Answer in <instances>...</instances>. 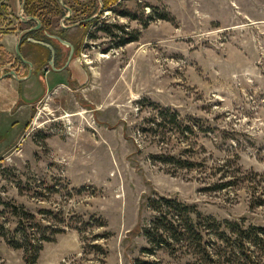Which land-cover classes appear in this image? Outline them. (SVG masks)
I'll return each instance as SVG.
<instances>
[{
  "label": "rangeland",
  "instance_id": "374dc122",
  "mask_svg": "<svg viewBox=\"0 0 264 264\" xmlns=\"http://www.w3.org/2000/svg\"><path fill=\"white\" fill-rule=\"evenodd\" d=\"M40 2L48 29L79 17ZM86 16L84 75L40 96L0 152V224L15 227L14 203L62 229L34 264H264V244L245 242L249 259L225 227L264 226V0H118ZM159 196L216 223L150 242ZM0 264L26 263L0 238Z\"/></svg>",
  "mask_w": 264,
  "mask_h": 264
},
{
  "label": "crops",
  "instance_id": "0c3cea01",
  "mask_svg": "<svg viewBox=\"0 0 264 264\" xmlns=\"http://www.w3.org/2000/svg\"><path fill=\"white\" fill-rule=\"evenodd\" d=\"M62 1L71 9L68 18L78 14L79 17L75 21L80 23L88 21L85 19L89 6L100 4L99 0ZM21 4L22 0H0V152L4 148L5 141L19 132L20 126L26 121L40 96L55 91L61 86L69 87L71 80L79 79L84 75L81 63L75 58H72L62 70L53 69L48 64L50 50L28 39L32 37L38 40V29L42 28V24L39 28L24 32V29L35 26L37 22L34 19H28L26 22L21 19ZM77 6L80 8H75ZM21 15L26 17L31 14L22 7ZM72 24L66 25L61 32L58 31V27L43 28L42 33L46 36V30L64 36V32L71 33L78 30L77 39L72 40L67 37L76 45L78 40L84 36L85 27ZM49 38L46 36L43 41L54 47L56 51L54 66L61 68L66 61L68 47ZM17 44L22 58L31 65L17 56L15 50ZM11 71H14L15 75H12Z\"/></svg>",
  "mask_w": 264,
  "mask_h": 264
},
{
  "label": "trees",
  "instance_id": "16d2710c",
  "mask_svg": "<svg viewBox=\"0 0 264 264\" xmlns=\"http://www.w3.org/2000/svg\"><path fill=\"white\" fill-rule=\"evenodd\" d=\"M41 0H24V10L29 14L36 16L40 19L42 28L38 29V39L43 40L46 36L42 33L43 28H47L49 20L42 17L44 13H40L38 9L41 4ZM60 11V5L58 0H53ZM102 7H111L118 3V0H100ZM59 13L57 10L55 14ZM165 17V16H162ZM92 20L83 21L80 23L84 26L86 31L87 27ZM116 28L122 30L121 26ZM85 35V34H84ZM64 38V37H63ZM50 39V38H49ZM55 42L54 39H51ZM84 40L82 36L75 47V54L79 52L80 46ZM126 40H124L125 42ZM153 203L152 209L156 211V216L152 221V224L144 227V234L150 242L157 245L168 243L166 238L175 237L181 233H193L198 238L201 237V230L203 225L212 227L215 225V220L209 217H202L201 213L196 209L194 205L184 203L177 198H170L159 196L151 199ZM6 203V202H5ZM8 204V203H7ZM12 214L16 217V225L14 228L6 227L4 224H0V238L3 239L8 246L13 249H19L23 253V260L26 264H34L43 248L45 242L54 241L55 235L62 232V229L53 226H46L37 221L36 216L31 211L25 209L23 205L12 204ZM51 212L50 210H46ZM167 217H169L168 220ZM207 220V221H205ZM229 226L231 232L237 234V238L242 242V248L244 252L247 251L248 258L251 259L248 247L244 246L245 242H251L252 244L262 243L264 244V226L249 225L247 228L238 226L237 222L226 221L225 227ZM77 229V228H76ZM49 230V233L48 232ZM79 231V229H77ZM168 236V237H166ZM253 262V260H251Z\"/></svg>",
  "mask_w": 264,
  "mask_h": 264
},
{
  "label": "water",
  "instance_id": "95a60500",
  "mask_svg": "<svg viewBox=\"0 0 264 264\" xmlns=\"http://www.w3.org/2000/svg\"><path fill=\"white\" fill-rule=\"evenodd\" d=\"M59 2H60V4H61V6L67 10V14L64 15V18H68L69 15H70V13H71V9H70V8H69V7H68V6H67L62 0H59ZM23 3H24V0H22V4H21V8H20V11H21V12H20V17H21V19H22L24 22H26V20H28V19H34V20H36V22H37L35 26H32V27H29V28L24 29V32H28V31H30V30H32V29L39 28L40 25H41V22H40V20H39L37 17H35V16H33V15H30V16H26V17H24L23 15H21V13H22ZM100 5H101V2H100ZM100 7H101V6H100ZM100 10H101V8H99L98 11H100ZM90 19H91V17H87L85 20H90ZM79 24H80V22H75V23H73L72 25L76 26V25H79ZM62 26L65 27L66 25H63V24H62ZM45 34H46V36H48V37H50V38H52V39L57 40V41L60 42L62 45H64V46H66V47L69 48V52H68V55H67V57H66V61H65L64 65H63L61 68H56V67L54 66V61H55V57H56V51H55L54 47H53L50 43H48V42H46V41H43V40H39V39L36 40V39H34V38H32V37H29L28 39H29L30 41H32V42H38L39 44H41V45H43L44 47L48 48V49L50 50V58H49L48 64H49L53 69H56V70H58V69H59V70H62L63 68H65V67L69 64V62H70V61L72 60V58H73V50H74L73 44H72L70 41H68L67 39H65V38H63L62 36H60L59 34L51 33V32H48V31H46V30H45ZM15 50H16V54H17V56H19V57L21 58V60H23V61L26 62L27 64L31 65L30 62H28L27 60H25L24 58H22V56H21V54H20V52H19V50H18V44L16 45ZM10 73H11L12 75H15L14 71H11Z\"/></svg>",
  "mask_w": 264,
  "mask_h": 264
},
{
  "label": "flooded vegetation",
  "instance_id": "af4514ba",
  "mask_svg": "<svg viewBox=\"0 0 264 264\" xmlns=\"http://www.w3.org/2000/svg\"><path fill=\"white\" fill-rule=\"evenodd\" d=\"M91 17V16H90ZM41 22V21H40ZM60 36H63L62 34H60ZM65 39H67L68 41H69V39L67 38V36L64 34V36H63ZM71 42V41H70ZM72 43V42H71ZM83 43V42H82ZM73 44V43H72ZM82 45V44H81ZM73 47H74V50H73V56H74V54H75V47H76V45L75 44H73ZM68 52H69V48H68V51H67V55H68ZM67 57V56H66Z\"/></svg>",
  "mask_w": 264,
  "mask_h": 264
}]
</instances>
